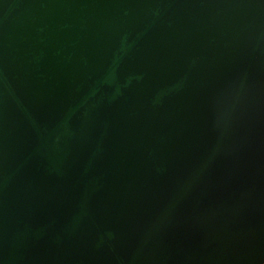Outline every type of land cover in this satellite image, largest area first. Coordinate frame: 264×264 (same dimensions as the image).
I'll return each instance as SVG.
<instances>
[{
    "label": "water",
    "instance_id": "water-1",
    "mask_svg": "<svg viewBox=\"0 0 264 264\" xmlns=\"http://www.w3.org/2000/svg\"><path fill=\"white\" fill-rule=\"evenodd\" d=\"M0 264H264V0H0Z\"/></svg>",
    "mask_w": 264,
    "mask_h": 264
}]
</instances>
